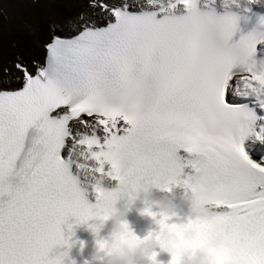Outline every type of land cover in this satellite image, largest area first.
<instances>
[{"label": "snow or ice", "instance_id": "snow-or-ice-1", "mask_svg": "<svg viewBox=\"0 0 264 264\" xmlns=\"http://www.w3.org/2000/svg\"><path fill=\"white\" fill-rule=\"evenodd\" d=\"M63 2L25 0L45 13L23 24L31 47L0 49V264H61L48 252L67 243L69 217L86 222L121 193L185 166L215 191L192 197L187 226L197 243L218 236V264L230 253L264 264V57L256 58L264 34L231 43L235 18L199 11L198 0H176L187 13L179 17L160 0H75L71 13L58 10ZM15 4L0 0V32L12 27ZM69 121H94L106 134L103 145L95 134L78 141L94 171L118 182L104 191L97 181L96 205L61 157ZM178 247L161 245L168 264Z\"/></svg>", "mask_w": 264, "mask_h": 264}, {"label": "clouds", "instance_id": "clouds-1", "mask_svg": "<svg viewBox=\"0 0 264 264\" xmlns=\"http://www.w3.org/2000/svg\"><path fill=\"white\" fill-rule=\"evenodd\" d=\"M141 3L148 6L150 0H141ZM174 189L191 193L192 197L200 200H207L215 195L211 180L207 176L194 171L185 172L184 167L178 168L164 179L139 185L135 191L136 198L145 206L140 214L152 219L158 225V231L149 232L143 238L137 239L129 230L126 209L117 208L115 202L104 211L94 212L90 219L95 221L92 226L94 234L104 231L109 222L110 227L98 242V245H104L103 248L98 246V253L103 255L90 257L93 264H159L156 250L162 251V244L184 246L178 247L177 264H218L214 254L225 247L218 236L209 235L202 244H198L199 234L194 228L187 226V222L178 226V234L172 230L174 225L168 221L176 215L172 195ZM153 209L157 211L153 212ZM157 215L159 220H156ZM228 264H245V261L230 253Z\"/></svg>", "mask_w": 264, "mask_h": 264}, {"label": "bare ground", "instance_id": "bare-ground-1", "mask_svg": "<svg viewBox=\"0 0 264 264\" xmlns=\"http://www.w3.org/2000/svg\"><path fill=\"white\" fill-rule=\"evenodd\" d=\"M21 1L22 0H16L15 7L19 9V12L13 18L12 27L10 29L8 27H5L3 31L0 32V49H3L5 51H12L11 44L13 42L17 46L16 50L27 51L32 45V38L24 30L23 24L25 22H33L34 18L37 20V22H39L40 17L45 14L43 5L37 13L34 12V10L29 6L22 5ZM171 1L172 0H160V3L163 6H166ZM220 3L224 4V2L222 1H220ZM158 6L159 5H157V7ZM56 7L60 12L71 13L75 11V0H64L63 3L58 4ZM12 11V6H9V12L12 13ZM181 11L183 12V10ZM88 123L90 124L89 127H82L79 122H71L72 131L74 133L73 140L70 141L72 149L74 150V153L72 155L73 158H83L84 156H87V154H85V151L76 147L74 143L77 138L81 137L84 133L89 132L87 129L94 128L92 121H88ZM81 153H83V155H81ZM87 175H90L93 179H96L92 174L87 173ZM87 180L92 181L90 179Z\"/></svg>", "mask_w": 264, "mask_h": 264}, {"label": "rangeland", "instance_id": "rangeland-1", "mask_svg": "<svg viewBox=\"0 0 264 264\" xmlns=\"http://www.w3.org/2000/svg\"><path fill=\"white\" fill-rule=\"evenodd\" d=\"M21 3H22V5H24V6H29L30 8H32L29 4L25 3V0H22ZM19 5H20V3H19Z\"/></svg>", "mask_w": 264, "mask_h": 264}]
</instances>
